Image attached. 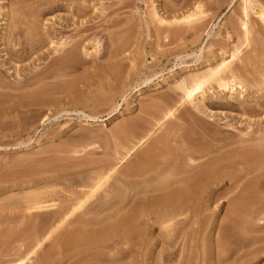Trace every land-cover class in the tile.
I'll return each instance as SVG.
<instances>
[{"label": "rangeland", "instance_id": "374dc122", "mask_svg": "<svg viewBox=\"0 0 264 264\" xmlns=\"http://www.w3.org/2000/svg\"><path fill=\"white\" fill-rule=\"evenodd\" d=\"M260 9L264 10V0H0V61H5V53L11 51L18 58L0 68V84L7 85H0V264H12L29 250L33 255L30 253L26 264H92L85 253L68 249L77 222L71 229L72 222L67 221L35 248L33 235L37 232L41 240L42 234L53 228L43 227L48 216L37 218L27 212V195L55 188L53 192L48 190L50 198L54 197L59 205L64 199L61 205L65 206L69 190H79V184L87 182L85 177L92 173L95 163L114 167V177L120 178V173L153 140L167 136L178 140L194 134L202 138V143L203 136L215 137L211 139L217 140V146H225L214 150L216 143L211 145L205 138L204 144L213 146L211 154L231 153L234 160L225 171L228 179L222 178L217 184L218 200L199 204L200 215L187 218L193 226L183 236L178 231L172 232L173 237L171 233V237L167 236V231L154 224L152 218L148 222L140 217L131 225L134 232L127 237L129 243L127 240L114 251L96 250V256L91 252L89 255L99 264L218 263L217 254L224 251L217 249L218 225L226 221L225 214L232 216L227 210H232V203L236 205L237 199L232 198L240 197L246 190L240 188L248 189L258 177L264 180V157L244 163L236 152V148L254 145L264 137V19L257 14ZM189 12L197 14L190 22L172 24L173 19ZM159 17L167 22L161 23L164 20L159 21ZM61 43H65L64 47ZM222 63L226 64L222 76L230 78H226L229 81L225 88L212 82L204 87L203 96L196 91L190 98L183 97V86L190 85L196 76L222 67ZM232 75L241 84L231 81ZM168 111L172 112L169 117ZM132 121L140 122L139 128L136 123L131 126L137 131L136 138L149 131L151 136L129 159L120 161L123 151L116 145L114 131ZM195 135L190 137L199 139ZM169 142L168 147L177 152L185 147ZM233 149L236 155H232ZM209 158L196 159L199 161L195 164ZM51 183L57 185L52 187ZM256 188L254 194L260 195L261 190ZM137 194L130 197L133 202L137 197V201L148 199L151 193H146L145 198H141L145 194ZM262 196L260 200L264 201ZM241 200L237 205L242 207V201L249 204L250 198ZM130 204L128 207L133 208L134 204ZM254 204L251 210L257 216L251 215L259 217L260 203L253 207ZM128 207L125 212L130 211ZM241 207L236 216L242 217L236 218L254 226L251 221L256 217L244 220L253 212L251 207L247 208L249 214ZM54 210L57 209L51 212ZM34 216L40 219L38 222L45 220L39 225L36 222L32 235L29 232L34 229ZM40 226L46 229L40 232ZM232 230L231 235L237 229ZM71 232L75 233L70 236ZM235 232L232 239L238 230ZM226 240L222 243L230 241ZM110 256L115 259L111 261ZM259 264H264V258Z\"/></svg>", "mask_w": 264, "mask_h": 264}, {"label": "bare ground", "instance_id": "6f19581e", "mask_svg": "<svg viewBox=\"0 0 264 264\" xmlns=\"http://www.w3.org/2000/svg\"><path fill=\"white\" fill-rule=\"evenodd\" d=\"M197 11L199 13V9ZM195 13L196 12H191V13L189 12L186 16L184 15V17L182 16L180 19L178 18V20L173 19L172 24H174V23L177 24L179 22L183 23L182 21H185L188 23L196 17L197 14H195ZM257 14L259 17L264 19V10L263 9H260L257 12ZM154 16L157 17V15H154ZM157 19H159V21L164 20L163 18L161 19V17H159ZM164 22H167V21H165V20L163 22L161 21V23H164ZM247 32L248 31L245 27V29H244V33H245L244 36L245 37L247 35L246 34ZM1 39L3 40V37ZM50 43H53V42L50 41ZM64 45H65V43L64 44L61 43V46L64 47ZM11 52L14 53V51H11ZM13 53H8V52L5 53L7 58L5 61L4 60L0 61L1 62L0 68L5 66L6 64L9 65V63L11 64V62H13V60L16 57V56H14V54L16 52L14 54ZM13 56H14V58H13ZM225 67H226V64L222 63V67H218L217 69L210 71L206 75L194 77L190 81V85L187 84L188 86L185 85L186 87H184V86L182 87L183 88V97L190 98L192 96V94H194V92H196V91H200L201 95L203 96L204 87L207 85H210L212 82H215L218 85V87H224L225 88L226 83H228L226 81L228 79H230L229 77L224 78L222 76V73L224 70L222 68H225ZM226 78H228V79L226 80ZM231 79H232L231 81H233L237 84H241V83H239L240 81L236 82L235 76L232 75ZM0 81H1V79H0ZM0 85L4 86L5 88L7 86V85L5 86L3 84V82ZM12 85L13 84H11V86ZM1 86H0V88H2ZM14 89H15V86H14ZM170 115H172V112L168 111L166 116L169 117ZM132 122L133 123H131V122L126 123V124L124 123V124H122V126H120L118 129L116 128L117 130L114 131V137H115L116 145L120 149H122V151H123V152H121L122 154H121V157L119 159L120 161L129 159V157H131V155H133L134 152L137 151V149L140 148L151 136V132L149 131L146 135H143L142 137L139 136L140 138H136L135 133L137 131L135 132L134 130H132L133 127L131 128V126L136 125V127H138L137 124L140 126V124H139L140 122L139 123H137L138 121L137 122L132 121ZM192 134H194V133H192ZM194 135H190V136L194 137ZM203 135H205V134H203ZM190 136L189 137L187 135L185 137L182 136V138L180 137V139H178V140H177V138L173 139V138H175L174 136L172 138L167 136V137L159 138L155 141L153 140L151 145L149 147H147L146 150L144 149V151L139 154V156L137 157V160L134 161V163H132L131 165H128L124 169V171H122L120 173V178L114 177V173L116 172V169L114 167H112V166L110 167V166H106V165H102V164L97 165L94 162L96 166L93 167V170L91 169L92 170L91 174L88 173L89 174L88 177L86 176L87 173L85 174V176H86L85 178H87L86 179L87 182L84 184L83 183L79 184V187H78L79 190H73L72 189L73 185H71V183L69 181V183L71 185V186L70 185L69 186L71 187L72 190H69V191H71L70 194H69V191L67 190V188L65 190V192L67 191V194H69L68 197L66 196L67 198H66L65 202H67V203H64V205L66 204L65 206L61 205V203L63 202L64 199L62 200V202H60V205H61L60 206L59 203L57 204V202H55V200H53L54 197H53V199L50 198V191H48V190L51 189V187H50V183H48V182L47 183L49 185L46 184V186L48 185L50 188L44 189L45 191L41 189L43 192L41 191V192L33 193V194L30 193L31 195H29L28 192H26L24 194L25 197H26V194L29 195V196L27 195L26 198L24 197L26 199V200L25 199L24 200H25L27 212L31 213V214L34 213V215L37 218L38 217L42 218V216H46V218H47V216H48V218L46 220L47 223L46 222H45L46 224L43 223L44 224L43 227H45V225H46L47 229L53 228L52 231H49L45 234L43 233L44 235L42 234V237H41L42 239L39 240V238H40L39 234L36 235L37 232L35 233L34 230H35V227L38 226L39 223H41L45 219H42V221L38 222L40 219L37 221V218L34 216L35 217V219H34L35 223L33 225L34 229H33V226L31 228L30 227L31 225L29 224L30 229H33V232H29V233H32V235L35 233V235H33L34 237L32 236L33 238H35L34 240H36V244L34 243L35 248L39 247L43 241L45 242V240L49 236L51 237V234L53 232L58 231L57 229L59 227H61L62 225H64L67 221L69 224H71L70 222H72L71 229H73V227H75V225L78 223L77 224L78 227H76L74 229L76 231V233L74 232L75 237H72V238H74L73 240L70 239V241H72V242H70V245H69L71 248H69V246H68V249H75V251H79L80 253H82V252L85 253L86 254L85 258L92 261V264H99L97 261H94L95 259L92 260L93 258H95L94 256H96L98 254L97 253L98 250H100V252H102L101 250H104V251L105 250H112V251H114L113 249H115V247L117 245L121 244L120 246H122V243L124 244L128 239L130 240V238L127 239V237H128V235L130 236V234H132L134 232V231L131 232V225H132L134 220H136L140 217L146 218L147 221L151 220L150 218H152L151 221H153L154 224H158L161 229L167 231V234H168L167 236H170L169 234L171 233L172 237H173L172 232H174V231H175V233H176V231H178L180 235L179 234H177V235H179V236L187 233V231L193 226V224H190L186 220L189 219L188 218L189 216L197 217V214H199V204L201 202L204 201L206 203L212 204L213 202L215 203V201L218 200L219 197H218V193H217L218 192V190H217L218 185L217 184H218L219 180H221L222 178L228 177L225 171L228 170V168L230 167L229 164L233 163V162L232 163H229V162L234 161L233 159L230 158L231 153H229V154L226 153L228 155L229 159H226L227 158L226 154H223V155L218 154V155H216V156H219L217 158L215 155H213L214 153L211 154V151H212L211 148L213 147L211 145H214L213 142L217 141V140H215L216 139L215 137L211 136L212 139L215 138L214 139L215 141H214L211 139L210 136L208 137L207 135H205L207 137L203 136L205 142L202 143V141H201L202 138H199V135H197V134L195 135L196 138L198 136L199 139H194ZM205 138L206 139L208 138L207 140L209 143H213L210 145L211 146L210 148L206 146V145H209V143L204 144L207 142V140ZM209 139H211L210 141H212V142H210ZM171 140L174 143L179 142L183 147L184 146L185 147L183 148L180 145L181 146L180 148H183V149H180L181 151L178 150V152L176 151V149L173 150V148L170 147L172 149L171 150L168 147L169 146L168 142L169 141L172 142ZM219 146L223 147L225 145H223V146L219 145ZM219 146H217V143H216L213 147L214 150H217L215 148L216 147L219 148ZM237 151H239V152H237ZM233 152H232V155H236L235 154L236 152L239 153L240 157L238 156L239 157L238 159L244 163L245 162L247 163L248 161H250L252 159H256L257 157H262V156L264 157V137L258 139L254 145L242 147V148L239 147V148H236V152H235V149H233ZM209 155H213L214 157L211 156L212 158L211 157L209 158ZM205 156H207L210 160L206 159L205 161H207V160L208 161L204 162V163L200 162V163H203V164L199 163L200 165L197 163L195 164L196 159H199V158L202 159V158H205ZM234 157H235V159H237L236 156H234ZM198 161H196V162H198ZM262 162H264V161H262ZM262 162H260V163H262ZM91 163H93V162H91ZM91 163H88V164H91ZM260 163H259V165H260ZM236 178H239V177H236ZM259 179H260V177L257 178V180H259ZM67 180L65 182H67ZM110 180L117 182V183L114 182L115 184H118L120 182L121 183L120 185H124L125 187H127V189L129 191L126 192L125 187L121 188L119 185L116 186L113 184V182H112V184H110ZM257 180H255L256 182H254V183L255 184L257 183V185H258L259 181H257ZM223 181H225V180H223ZM229 181H230V179H229ZM263 181L264 180H262V182H261V179H260L261 187L259 186L260 184L258 186L255 184H250V185H248V189H247V186H244L243 188H240V189H243V190L246 189L245 191H247V190H250L252 188L250 191H254L255 188L257 187L256 188L257 191L261 190L260 192L263 193L264 188L258 189V187H260V188H262V186L264 187ZM73 183H74V180H73ZM76 183H79V182H76ZM53 184H52V187H55V185H57V183L54 185ZM80 185H82V186H80ZM249 186H250V189H249ZM42 187H44V185ZM66 187H67V185H66ZM74 187H76V186H74ZM117 187H119V188H117ZM78 188L76 187V189H78ZM120 188H121V190L125 189V191L119 190ZM253 188H254V190H253ZM32 189H30V190L33 191ZM35 189H36L35 192H37V188H35ZM54 189L55 188L51 189V191L53 192ZM250 191L245 192L248 195L247 197L244 196L246 194L243 195L244 192H242L243 196L240 195V197H239V195H238L239 198L238 197L232 198V200L237 199L236 200L237 202L240 201V199L245 200L247 198L249 200V198H250L249 204H248L247 200H245L247 203L241 200L243 202V204H245V205L248 204L250 206L247 205L248 207H246L245 205L242 204L243 205L242 206L243 208H242L241 205L240 206L237 205V202H236V205L234 206L235 202L233 201L234 203H232L233 204L232 210L227 209V210L231 211L230 213L232 214V216L229 214L226 217V214H225V217L223 220H226V221L225 222L222 221L225 224L220 223L221 225H218V227L221 226V228H219V230L217 231L218 233L216 232L218 235V237L216 236V238L218 239L219 246L217 245L218 243L216 245H217L218 250L219 249H221V251L224 250V251H222V253H219L220 255L222 254L221 257L224 256V258H219V254H217L218 255V258H217L218 263H216V264H259L264 258V222H263L264 217H261V216H264V208H263L264 201H262L263 199L260 200V197L264 193L263 194L260 193V195H259L257 192H256L257 194H254L256 190L254 192H250ZM137 193L140 196L142 194H145V195L141 196V198L144 196L146 197V193L147 194L151 193L150 195H152L153 197H151L150 195L149 196L147 195L148 199H146L144 197L145 199H139V201H137L138 197L134 198V202H135V199L137 202L134 204L133 199L131 200V198H132V195L134 196V194H137ZM140 193H142V194H140ZM154 193L156 194V196ZM238 193L241 194L240 191ZM250 193H252V195H250ZM237 194H236V196H237ZM53 195L54 194L52 193L51 196H53ZM249 195H250V197H249ZM253 195H255L254 196L255 198H251V197H253ZM57 197H55L56 201H57ZM150 197L152 199H149ZM262 197H264V195ZM252 199H255V200L258 199L259 201H261V202H259L257 200V202L260 203V204H257L259 207L257 210V214L259 217H256L257 216L255 214L256 212H254V210H251L252 209L251 204H254V202H256L255 200L253 202ZM24 200H22V201L24 202ZM130 200L132 202H130ZM250 202H253V203L250 204ZM130 203L134 204L133 208H131L132 205ZM238 203L240 204L241 202H238ZM256 203L254 204L253 207L257 206ZM25 204L24 203L22 204L21 209H23V205H25ZM128 205L131 207H128ZM204 205L206 206L205 203H204ZM205 206H202L205 208L204 210H206V207L208 208V205L206 207ZM244 206H245V208H244ZM127 207H128V209L129 208H131V209H129L130 211L127 210L128 212L127 211L125 212L124 210H126ZM239 207H241L243 209V211L248 212V214L250 212L248 211L247 208L251 207L249 210L253 211L248 215V217H247V215L245 216L246 212L240 213V214H244V216L246 217L244 219V216H243L242 219L246 220L248 218L247 220L250 221L252 215L253 216L256 215L255 217L257 218V220L254 219L255 217H252V218L254 219V221L256 220L257 222L259 221L260 223L257 224L252 219H251L252 220L251 224H253L254 226H252V225L249 226V224L247 225V223H249L248 221L245 222L246 224L242 223V221H240L241 218L240 219L236 218L239 216V215L236 216L239 213V212L236 213V211L241 212ZM24 208H25V206H24ZM53 209H57V210H54L51 212V210H53ZM244 209H247V210H244ZM202 210H203V208H202ZM123 211L126 214L125 213L122 214ZM27 212L25 211V213H27ZM25 213H24V215H25ZM252 213H254V214H252ZM239 217H242V216L240 215ZM31 220H33V219L30 218L29 221H31ZM197 220H199V219L197 218ZM36 222H38V225L36 224ZM75 222H77V223L75 224ZM186 222H187V224L188 223L189 224L187 225ZM252 222H254L255 224ZM144 223H147V222H144ZM35 224H36V226H35ZM40 225L42 226V224H40ZM245 225H247V227H245ZM41 226L37 227L40 230V232H42L43 229H46V228L42 229ZM228 227H231V229H229ZM227 228H228V231H230V232L232 229L238 230L239 233L237 232V235L235 236L234 239H232V237H234L233 235H235L234 233H236L235 231H237V230H235L234 233L232 232V235H231L230 232L227 233ZM30 229H28V230H30ZM67 229H68V227H67ZM66 230H65V232H66ZM67 231H69V230H67ZM205 232H206V229H205ZM74 233L71 232L70 236H72V234H74ZM66 234H68V233L66 232ZM78 235H79V237H78ZM175 235H174V237H175ZM28 236H29V234H28ZM203 237H205L204 233H203ZM64 238H65V236H64ZM64 238H63V242L66 241V240L64 241ZM68 238L66 236L65 239H68ZM229 238H231L232 240H230ZM168 239H170V238L168 237ZM204 239L205 238H203V242H204ZM217 239H215V240H217ZM220 239H223V240H220ZM225 239H228V240H226L227 242L230 240L228 242L229 244L226 242L222 243V241H225ZM129 240L127 243H129ZM56 242H57V240H56ZM61 242H59V243L61 244ZM59 243H57V244H59ZM66 243L68 244V242H66ZM221 243L225 244V245H222ZM32 244L33 243L29 244V246L30 245L32 246ZM221 245L224 247L220 248ZM63 246H64V244H63ZM65 247H62V248L65 249ZM66 249H67V247H66ZM94 250H95V253H94ZM221 251L219 250V252H221ZM28 252H26L27 255H25L26 253L24 254V257H21L22 256L21 255V256H19L20 258H17V260L14 259L15 261L12 260L13 262H11V263L12 264H26V261L29 259V255L31 253V252L30 253H28ZM90 252L94 256H92L91 254L89 255ZM33 253L35 254V251ZM31 255H33V254L31 253ZM112 257L110 258L111 261L115 259L114 257H113L114 259ZM30 260H31V258H30ZM106 260H108V259H106ZM49 262H51V261H49ZM44 264H49V263L46 261V262H44Z\"/></svg>", "mask_w": 264, "mask_h": 264}]
</instances>
